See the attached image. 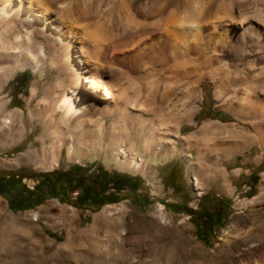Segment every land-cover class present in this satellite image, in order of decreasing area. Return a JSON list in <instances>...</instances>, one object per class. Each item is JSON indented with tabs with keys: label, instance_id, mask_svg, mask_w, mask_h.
Wrapping results in <instances>:
<instances>
[{
	"label": "rangeland",
	"instance_id": "374dc122",
	"mask_svg": "<svg viewBox=\"0 0 264 264\" xmlns=\"http://www.w3.org/2000/svg\"><path fill=\"white\" fill-rule=\"evenodd\" d=\"M184 7L180 0L179 11ZM130 13V21L139 19L136 10ZM36 40V50L42 48L32 52L34 63H18L6 78L2 68L13 65H0V264H216L217 252L225 264H239L259 254V242L250 238L264 235L263 49L256 59L235 45L219 47L212 57L220 72L211 81L204 76L189 86L147 77L134 87L152 104L108 116L98 105L101 93H93L97 107L89 101L90 111L67 119L56 105L79 71L75 52L55 38ZM17 77L26 88L12 102ZM248 139L255 142L244 145ZM44 150L53 158L44 159ZM99 168L142 184L101 206L74 204L79 189L63 196L65 202L44 191L42 176L69 171L90 188ZM16 173L29 178L5 182ZM172 182L183 190L184 210L155 197L156 186ZM38 184L40 204L15 209L18 192ZM153 252L161 253L160 262Z\"/></svg>",
	"mask_w": 264,
	"mask_h": 264
},
{
	"label": "bare ground",
	"instance_id": "6f19581e",
	"mask_svg": "<svg viewBox=\"0 0 264 264\" xmlns=\"http://www.w3.org/2000/svg\"><path fill=\"white\" fill-rule=\"evenodd\" d=\"M218 1L183 0L184 10L179 11L180 0H0V65H13L2 68V76L6 78L20 62H35L32 52L42 48L36 50V38H55L66 51L75 52L79 70L65 83L57 111L67 119L81 115L90 111L89 101L97 107L93 93H101L102 113L124 115L127 105L152 104L134 87L140 79L161 76L164 81L168 76L172 82L185 80L193 86L198 79L205 76L211 81V73L220 72L212 57L219 47L235 45L256 59L262 49L264 53V6L259 8V0ZM214 4L215 11L209 13ZM135 10L139 19L130 21L129 13ZM38 23L41 26L35 28ZM116 76L124 79L121 86L113 79ZM80 83L90 95L80 89ZM169 91L165 88L161 96L165 98ZM254 142L248 139L244 145ZM42 157L52 159L53 152L44 150ZM135 164L139 166L140 160ZM250 239L259 242V254L242 258L239 264H264V235ZM159 253L150 254L153 262H160ZM205 256L209 254L201 259ZM213 257L216 264H225L226 257L220 260L218 252Z\"/></svg>",
	"mask_w": 264,
	"mask_h": 264
},
{
	"label": "trees",
	"instance_id": "16d2710c",
	"mask_svg": "<svg viewBox=\"0 0 264 264\" xmlns=\"http://www.w3.org/2000/svg\"><path fill=\"white\" fill-rule=\"evenodd\" d=\"M25 74L26 72L22 74V76H24ZM18 79L19 77H17L13 81L14 83H16V87L14 88L12 92V102L13 100H15L17 95H19L26 88V83L20 85L18 82ZM15 106H17V104ZM52 177H56V180L58 182H60L62 179L64 181V183H62L64 189L65 188L67 189L69 186V183H71V185L69 186V189L66 191L64 196L71 194L78 189L80 190V193L77 195V198L74 201V204L76 205L87 204L88 203L87 196L89 195L88 193L90 191L94 192V196L97 197L96 205L101 206V205H105L109 203H115L117 201L115 199H111L110 197L111 193L109 192L110 190H114L115 194L122 190H128L132 192H135L137 190V188H132L131 186L124 184L125 182L130 181L132 179L131 177L127 175H121L118 173H108L107 171H104L102 168H99L97 172L94 173L93 178H92L93 179L92 184L94 185L90 186V188L84 187L83 181H82L83 176L82 175L78 176L77 173L75 172L69 171L64 175H62L61 173H57L53 176L44 175L42 176V182L46 184ZM25 178H29V177H25L19 173H16V174L10 175L5 182H12L18 185ZM59 185H61V183ZM38 187H39V184L38 186L35 187L34 191L29 190V189H23L22 191L18 192V195L13 199V202L15 204V209L24 211L26 208L38 206L40 202L37 201L36 198H34L35 192L38 190ZM44 191L47 192L46 189ZM22 194H24L25 196L22 197ZM48 194L51 195L50 193ZM51 196L55 199H62V202L66 201L63 197H57V196L55 197L53 195Z\"/></svg>",
	"mask_w": 264,
	"mask_h": 264
},
{
	"label": "crops",
	"instance_id": "0c3cea01",
	"mask_svg": "<svg viewBox=\"0 0 264 264\" xmlns=\"http://www.w3.org/2000/svg\"><path fill=\"white\" fill-rule=\"evenodd\" d=\"M14 109H16V108H14ZM8 115L15 116L17 114L14 111H12ZM131 178L132 179L130 181L125 182L124 184H127V185L131 186L132 188H137V190L135 192H133V193H136L138 191V189L140 188L142 182H140L138 177H131ZM121 183H123V182H121ZM123 191H125V190H122L120 192H123ZM126 191H128V190H126ZM153 191L155 194H157L155 197L160 198L159 200L162 202V204H164V205L174 204V205H171V207H173L176 210L186 209L185 204L181 200V198L183 197V195H181L183 190L179 189L177 182H172L171 184H167V185L160 184V185L156 186ZM109 192L111 193L110 197L117 200V198H115V196H117L120 192H118L116 194L112 191H109ZM163 192H164V194H163Z\"/></svg>",
	"mask_w": 264,
	"mask_h": 264
},
{
	"label": "flooded vegetation",
	"instance_id": "af4514ba",
	"mask_svg": "<svg viewBox=\"0 0 264 264\" xmlns=\"http://www.w3.org/2000/svg\"><path fill=\"white\" fill-rule=\"evenodd\" d=\"M59 175V174H58ZM60 180V179H59ZM58 181L56 180V177H52L45 185H46V193L48 194V193H50L51 195H53V196H57V197H63L64 195H65V193H66V191L69 189V186L71 185V183H69V186H68V188L66 189H64V187H63V184L62 183H64V181L61 179V181L60 182H58ZM61 183V185H59ZM89 195L87 196V202H94V201H96L97 200V197L96 196H94V192H89L88 193Z\"/></svg>",
	"mask_w": 264,
	"mask_h": 264
}]
</instances>
